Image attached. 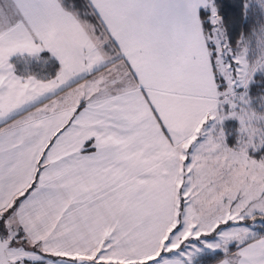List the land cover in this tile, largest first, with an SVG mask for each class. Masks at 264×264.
<instances>
[{
	"label": "snow or ice",
	"instance_id": "6c2138e0",
	"mask_svg": "<svg viewBox=\"0 0 264 264\" xmlns=\"http://www.w3.org/2000/svg\"><path fill=\"white\" fill-rule=\"evenodd\" d=\"M0 264H264V0H0Z\"/></svg>",
	"mask_w": 264,
	"mask_h": 264
}]
</instances>
